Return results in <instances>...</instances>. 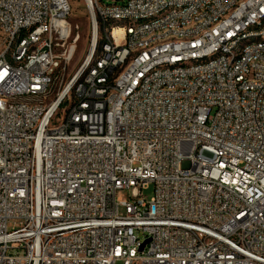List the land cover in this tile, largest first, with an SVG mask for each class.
<instances>
[{
  "label": "built area",
  "instance_id": "built-area-1",
  "mask_svg": "<svg viewBox=\"0 0 264 264\" xmlns=\"http://www.w3.org/2000/svg\"><path fill=\"white\" fill-rule=\"evenodd\" d=\"M83 1L65 80L70 0H0V264H264V0Z\"/></svg>",
  "mask_w": 264,
  "mask_h": 264
},
{
  "label": "rangeland",
  "instance_id": "rangeland-1",
  "mask_svg": "<svg viewBox=\"0 0 264 264\" xmlns=\"http://www.w3.org/2000/svg\"><path fill=\"white\" fill-rule=\"evenodd\" d=\"M105 4L111 3L113 0H101ZM72 5V12L68 18V23L71 26L72 33L68 39L67 45L59 47L58 52H64V49L75 43V54L72 59L66 65V69L63 72L64 79L67 80L80 65L84 62L86 57L91 53L92 47V23L91 15L88 11L83 0H70ZM79 36V37H78ZM77 41L75 42V39ZM63 116V115H62ZM57 118V120L61 121ZM154 196V186L149 185L146 189L143 190V197L146 201H150ZM136 235L142 240L145 239L144 235L136 231Z\"/></svg>",
  "mask_w": 264,
  "mask_h": 264
},
{
  "label": "bare ground",
  "instance_id": "bare-ground-1",
  "mask_svg": "<svg viewBox=\"0 0 264 264\" xmlns=\"http://www.w3.org/2000/svg\"><path fill=\"white\" fill-rule=\"evenodd\" d=\"M117 34H120V30H118V29L115 30V35H117ZM75 50H76V47H75ZM75 50H74L73 56H74V54H75ZM73 56H72V57H73Z\"/></svg>",
  "mask_w": 264,
  "mask_h": 264
},
{
  "label": "trees",
  "instance_id": "trees-1",
  "mask_svg": "<svg viewBox=\"0 0 264 264\" xmlns=\"http://www.w3.org/2000/svg\"><path fill=\"white\" fill-rule=\"evenodd\" d=\"M100 45H101V42L99 43V47H98V49H97V54H98L99 51H100Z\"/></svg>",
  "mask_w": 264,
  "mask_h": 264
}]
</instances>
